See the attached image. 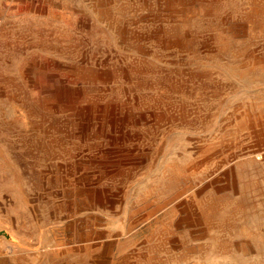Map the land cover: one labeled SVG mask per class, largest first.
Masks as SVG:
<instances>
[{
    "label": "rangeland",
    "instance_id": "rangeland-1",
    "mask_svg": "<svg viewBox=\"0 0 264 264\" xmlns=\"http://www.w3.org/2000/svg\"><path fill=\"white\" fill-rule=\"evenodd\" d=\"M0 264H264V0H0Z\"/></svg>",
    "mask_w": 264,
    "mask_h": 264
}]
</instances>
